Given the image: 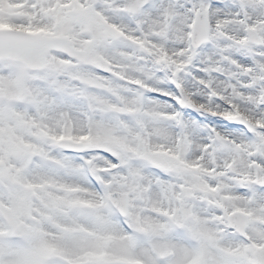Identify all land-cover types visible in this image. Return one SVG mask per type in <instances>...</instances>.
<instances>
[{
	"label": "snow or ice",
	"instance_id": "obj_1",
	"mask_svg": "<svg viewBox=\"0 0 264 264\" xmlns=\"http://www.w3.org/2000/svg\"><path fill=\"white\" fill-rule=\"evenodd\" d=\"M0 264H264V0H0Z\"/></svg>",
	"mask_w": 264,
	"mask_h": 264
}]
</instances>
